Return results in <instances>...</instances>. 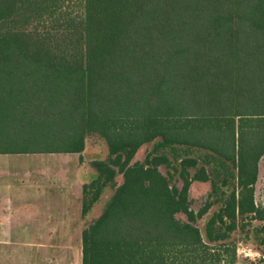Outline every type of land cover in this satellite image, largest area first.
I'll use <instances>...</instances> for the list:
<instances>
[{"label":"trees","instance_id":"16d2710c","mask_svg":"<svg viewBox=\"0 0 264 264\" xmlns=\"http://www.w3.org/2000/svg\"><path fill=\"white\" fill-rule=\"evenodd\" d=\"M97 137L82 216L115 190L82 264H235L239 221H264V0H0V154L83 161ZM215 203L205 240L195 221Z\"/></svg>","mask_w":264,"mask_h":264},{"label":"crops","instance_id":"0c3cea01","mask_svg":"<svg viewBox=\"0 0 264 264\" xmlns=\"http://www.w3.org/2000/svg\"><path fill=\"white\" fill-rule=\"evenodd\" d=\"M13 155L35 154H0V264H73L71 241L61 242L54 236L63 230L75 231L82 242L80 162L49 166L2 161ZM74 200L80 210L76 221H72ZM37 231L52 237L37 242L21 237Z\"/></svg>","mask_w":264,"mask_h":264},{"label":"rangeland","instance_id":"374dc122","mask_svg":"<svg viewBox=\"0 0 264 264\" xmlns=\"http://www.w3.org/2000/svg\"><path fill=\"white\" fill-rule=\"evenodd\" d=\"M153 149V142L144 144L137 152L134 157V161L141 160L143 161L148 154ZM106 156V144L100 138H89L86 143V151L84 153L83 161L81 160V156L78 153H40L35 155H19V156H10L7 159H2V161H13V162H20V163H44L50 165H58L62 162L73 163L76 164L78 161L82 162V167L79 171H77L78 178L83 179V185L86 181H91L93 177V172H96V169L93 166V161L98 159L99 157ZM172 157V156H171ZM174 165L178 166V163L173 161ZM160 170L166 174L169 167L161 166ZM209 170L212 171V165L209 166ZM194 172V169L191 170ZM212 173V172H211ZM123 181V176L118 174L116 178V184H120ZM175 183L178 186L182 185V179L179 177L178 173H175ZM83 190V187L81 188ZM211 183L208 182L207 185H193L190 191V200H191V207L198 212L200 209L203 208L205 203L208 201V195L211 193ZM115 188L111 185H108L103 189V192L100 196V199L94 204L91 210L86 214V216H82L81 220V227L82 232L83 230L92 222L94 221L101 213L104 211L107 202L112 197ZM232 190V186L228 188V192ZM255 198L256 203L258 206L264 205V155L261 157L259 161V174L258 180L255 185ZM74 205L72 208L73 212V219L72 221H76L79 218L80 210L78 209V203L74 200ZM45 205V203L42 202ZM221 203H215L212 205L209 210L198 217L195 221V225L198 226L203 238L206 240V226L209 219L213 216V214L218 211L220 208ZM177 218L186 221L187 218L183 213L177 214ZM240 227L237 228L235 231L231 233L230 238L227 242L230 245H235L236 247V260L235 264H264V221H239ZM243 224V225H242ZM242 225V226H241ZM63 233L55 235L56 239H59L61 242H68L71 241L73 250L72 253V262L73 264H82V242L79 243L76 239L75 231L72 234H67V230H63ZM40 233V234H38ZM42 231H37V233L30 234L24 233L21 237L25 241H35L38 240H48L51 235H46L42 233ZM66 233V234H64ZM58 255L62 252H56ZM65 253V252H64ZM68 253V252H67ZM246 253H252L254 255L246 256ZM257 253V254H256ZM226 257V255H225Z\"/></svg>","mask_w":264,"mask_h":264},{"label":"built area","instance_id":"2783aa9c","mask_svg":"<svg viewBox=\"0 0 264 264\" xmlns=\"http://www.w3.org/2000/svg\"><path fill=\"white\" fill-rule=\"evenodd\" d=\"M251 255H254V254H252V253H246V256H251Z\"/></svg>","mask_w":264,"mask_h":264}]
</instances>
